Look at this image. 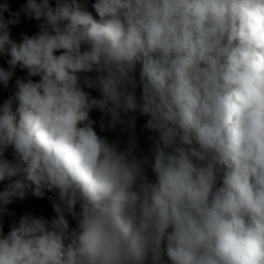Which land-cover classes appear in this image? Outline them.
Listing matches in <instances>:
<instances>
[{
    "label": "clouds",
    "instance_id": "clouds-1",
    "mask_svg": "<svg viewBox=\"0 0 264 264\" xmlns=\"http://www.w3.org/2000/svg\"><path fill=\"white\" fill-rule=\"evenodd\" d=\"M87 4L0 3V264H264V0Z\"/></svg>",
    "mask_w": 264,
    "mask_h": 264
},
{
    "label": "trees",
    "instance_id": "trees-1",
    "mask_svg": "<svg viewBox=\"0 0 264 264\" xmlns=\"http://www.w3.org/2000/svg\"><path fill=\"white\" fill-rule=\"evenodd\" d=\"M4 2V0H0V3ZM26 0H7V3L9 5V12H16L17 10H19L24 4H25ZM78 2H82V0H78ZM50 3H52V6H54V0H50ZM94 3V0H88V4H87V10L89 12H91L93 14V16L95 17V12L94 10L91 8V4ZM4 18L5 20L10 19V15L8 12L4 13ZM98 18V17H96ZM37 21L35 20H31L26 18L23 14H21L20 16V23L15 25V26H10L11 27V37L14 40L19 41L20 39V35L21 33L27 34V35H33L38 31L37 28ZM59 54V53H57ZM10 57L8 56H0V67H3L5 69H7L8 65H7V60ZM139 67V66H138ZM27 73L26 71H22L19 68L16 69L15 71V76L14 79L17 77L23 78L24 76H26ZM38 77H33L34 81H38ZM92 96H96L97 98H99V94L94 91V90H89ZM12 93V88L9 87V89L4 90L3 86H0V102H2L4 99H7L8 95H10ZM91 118L93 120H98L100 113L98 112H92L91 114ZM146 117H137V126H136V130H135V135L137 136V142L139 145V149L138 151L140 152H146L148 150V147L150 145V141H149V136L151 135V133L144 131L143 130V125L146 122ZM111 135V134H109ZM11 151V149L9 150ZM9 159H11V156H8ZM150 172V170H149ZM4 183L7 182H0V191L3 190L4 187ZM55 192H45V195L43 197H35L32 196L30 193L27 196V198L23 201H15L11 204H9L7 206V209L9 212H14L15 213V217H10V216H5L4 217V233L5 235L8 233V231L10 230V225L13 221V219L15 220H19L20 216L23 215V213L25 212H29V213H33L35 215L38 216H43L44 218H52L55 213L52 211L51 208V202L49 200V197H55ZM71 220V218H69ZM71 226L74 227L75 226V222L72 221L71 222Z\"/></svg>",
    "mask_w": 264,
    "mask_h": 264
}]
</instances>
